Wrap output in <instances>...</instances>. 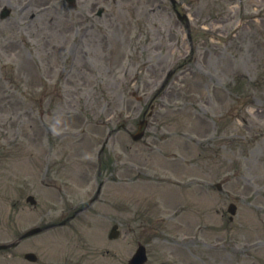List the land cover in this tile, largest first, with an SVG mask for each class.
Returning <instances> with one entry per match:
<instances>
[{"label": "rangeland", "instance_id": "rangeland-1", "mask_svg": "<svg viewBox=\"0 0 264 264\" xmlns=\"http://www.w3.org/2000/svg\"><path fill=\"white\" fill-rule=\"evenodd\" d=\"M177 1L189 27L170 0H77L73 9L63 0H0L13 7L0 20V229L7 241L32 224L63 220L91 243L63 240L51 250L54 262L126 264L142 237L136 226H145L148 264H264V0ZM169 72V93L161 95ZM148 101L154 114L133 141L128 132ZM46 120L55 135L84 134L58 145L44 136ZM48 146L49 162L41 158ZM69 176L77 184L65 182ZM101 180L97 200L76 214ZM28 194L35 206L25 202ZM231 201L237 210L229 221ZM96 220L98 230L88 231ZM113 223L120 234L109 240ZM46 239L22 243L45 260ZM250 240L257 248L246 253L240 246ZM221 241L225 248H213ZM24 247L3 256L15 263Z\"/></svg>", "mask_w": 264, "mask_h": 264}, {"label": "water", "instance_id": "water-1", "mask_svg": "<svg viewBox=\"0 0 264 264\" xmlns=\"http://www.w3.org/2000/svg\"><path fill=\"white\" fill-rule=\"evenodd\" d=\"M231 212H234V206H231L229 209Z\"/></svg>", "mask_w": 264, "mask_h": 264}]
</instances>
